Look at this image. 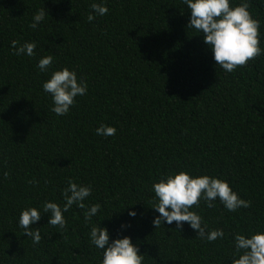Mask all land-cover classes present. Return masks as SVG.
I'll return each mask as SVG.
<instances>
[{
    "label": "trees",
    "instance_id": "16d2710c",
    "mask_svg": "<svg viewBox=\"0 0 264 264\" xmlns=\"http://www.w3.org/2000/svg\"><path fill=\"white\" fill-rule=\"evenodd\" d=\"M247 2L260 22L261 55L225 72L187 26L183 0H0V264H101L94 225L110 242L130 237L142 264H232L235 234L264 232V0ZM92 3L108 12L95 14ZM42 8L44 20L31 28ZM14 40L17 48L34 42L35 54L16 55ZM65 67L87 91L58 116L42 86ZM101 125L115 135H97ZM180 171L225 180L251 202L228 211L218 198L212 208L201 199L190 209L223 238L201 239L186 222L155 228L153 184ZM69 179L92 192L85 209L63 213L60 229L43 205L63 208ZM93 204L101 207L86 223ZM32 207L41 212L31 225L38 244L19 226Z\"/></svg>",
    "mask_w": 264,
    "mask_h": 264
},
{
    "label": "clouds",
    "instance_id": "9594fccd",
    "mask_svg": "<svg viewBox=\"0 0 264 264\" xmlns=\"http://www.w3.org/2000/svg\"><path fill=\"white\" fill-rule=\"evenodd\" d=\"M183 3L191 13L187 26L203 34L204 43L211 48L216 65L225 72H233L238 67H245L250 60L261 55L260 22L251 15L247 0H242L235 6L230 4V0H183ZM90 7L100 16L108 12V8L102 4L92 3ZM44 18L45 10L42 8L34 15L33 22L29 26L36 28ZM94 18L91 13L87 17L89 22ZM16 45L17 41H12L16 55L35 54L34 42H26L18 48ZM52 62V56H45L39 60L37 67L41 71H46ZM42 87L51 95L54 104L51 111L58 116L67 114L74 105L75 98L83 96L87 91L86 82H78L76 72L67 67L54 71ZM115 133L116 129L112 126L101 125L96 129L97 135L113 136ZM8 175L7 172L4 173L5 178ZM153 190L157 198L153 208L159 213V216L153 220L155 228L165 221L168 224L175 222L178 228H182L186 222L193 230H198L201 239L207 241L223 238L224 232L222 229L206 232L205 227L202 226L201 216L190 210L194 206L199 207L201 199L205 200L208 208H212L213 201L218 198L228 211L251 206V202L241 199L227 181L208 175L193 177L185 171L161 178L153 184ZM91 192V186H81L69 179L68 187L63 191L65 200L63 208L50 201L43 205V212L50 214L48 224L65 229L66 220L63 213L73 204L85 209L84 200ZM100 207L99 204H93L87 208L84 213L86 223L91 221ZM129 215L135 216L136 213L130 211ZM40 219L41 212L35 207L20 213L19 226L24 229L27 237H32L33 244L41 241V234L38 228L33 231L31 225ZM90 241L97 248L104 250L101 264H142L143 257L128 236L110 242L107 229L94 225L90 231ZM234 255L237 258L232 260V264H264V232H256L249 237L235 234Z\"/></svg>",
    "mask_w": 264,
    "mask_h": 264
}]
</instances>
